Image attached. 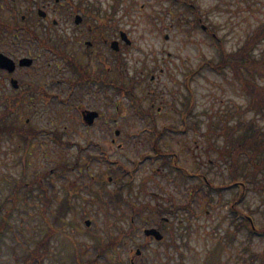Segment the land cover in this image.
<instances>
[{
  "label": "rangeland",
  "instance_id": "1",
  "mask_svg": "<svg viewBox=\"0 0 264 264\" xmlns=\"http://www.w3.org/2000/svg\"><path fill=\"white\" fill-rule=\"evenodd\" d=\"M102 1L103 8L109 6V0ZM144 1L147 4L141 8L140 4ZM188 5L196 8L190 9ZM124 8L126 11L118 17V23L119 28L129 34L131 44L124 49L122 60L107 62L104 59L102 67L98 69L99 75L103 71L105 78L116 85L104 86L103 93L97 95L87 89L67 95L62 81L64 73L56 72L55 77L59 79L56 91L60 96L46 98L39 94H28L29 107L26 110L30 113L27 116L31 124L42 131L34 139L30 153L27 152V181L50 170L56 192L64 196L70 185L81 183L80 170H85L83 179H90V175L94 179L96 174L99 178V174H102L111 188L113 176L117 173L108 164L115 165L113 160L117 159L135 174L132 190L128 192L129 189L124 188L122 194L126 199H135L143 211L152 210L153 207L158 209L160 204L169 205L172 201L186 203L191 186L201 180L197 173L205 172L204 177L211 178L215 185L229 181V170L219 159L216 150V145L220 144L216 143L218 136L211 127L215 124L216 131L225 122L217 112L224 113L230 109L235 112L240 110L239 107L244 110L249 104V97L232 80L233 72L228 67L217 71L208 65L200 66L204 59L219 60L211 34H218L229 52L235 50L247 34L264 20V0H188L184 5L179 0H135L134 3L126 0ZM194 11L202 15L201 24H194L197 17ZM204 26L214 31L209 33L211 30ZM12 39L5 37L0 41L1 52L9 55L17 50ZM262 48L264 41L257 52L260 53ZM193 69V76L189 78L192 92V102L189 104L192 109L184 117V102L188 97L185 82L188 80L187 73ZM28 71L23 76L30 75L34 68ZM128 84L132 86V91L126 89ZM130 93L134 95L128 97ZM82 106H96L101 112L100 120L87 126L80 116L79 108ZM243 110L234 113L231 122H237L240 116H252V111L243 114ZM261 122L264 123V119ZM153 125L159 130L168 126L163 134L160 133L156 145L155 134L151 135ZM47 129L54 132L49 133ZM116 129L119 130L118 135L114 134ZM56 131L62 141L71 144L59 142ZM113 137L116 138L114 143ZM89 139L95 140L108 152L100 159L91 161L86 169L82 166L88 163L87 153H102L100 147L98 150L93 143H87ZM5 147L8 145L5 144ZM158 147L161 151L170 150L175 154L177 164L188 173L177 171L168 164L163 166V154L155 150ZM23 154L22 150L11 152L10 157L5 159L0 150V200L8 193L1 176L7 172L21 174L25 169ZM58 162L70 165V169L61 176L54 171ZM122 179L126 178L123 176ZM94 186L98 188L96 190L102 188L101 182ZM49 189L52 190L51 183ZM232 190L223 189L222 193L212 190L211 197L199 191L192 205V214L180 211L176 216V213L165 211L169 224L168 230H162L165 235L163 242L149 239L144 243V225L156 226L158 220L153 211L145 212L143 216L135 218L133 232L129 230V234H124L120 245L112 249L114 252L110 250L108 254L106 251V255L97 258L96 264H109V258L117 260L119 264L129 262L137 247L142 251L136 257V264H179L182 259L184 264H234L244 245L250 244L252 249L262 250L264 233L255 231L249 240L250 233L244 227L234 240H229L228 248L223 253L211 254L220 235L232 226L230 212L234 207L228 201ZM24 191V188L20 190L21 210H15L11 218L15 228L22 224L16 229L14 241L25 239L33 244V239L41 237L47 231L48 224L54 223L56 231L44 264H76L70 263L69 256L77 248L81 249L79 255L85 260L94 259L96 251L90 245L94 241L92 233L107 237V231L118 234L119 225L129 228L132 210L124 200L118 209L111 203L107 206L87 202L84 197L87 198L89 193L82 189L78 195L71 196L77 206L75 214L74 211L70 212L60 224L52 221L57 200L43 214L38 189L34 190V197H28L27 206L24 205ZM146 202L152 205L141 206ZM238 207L244 212L251 210L257 225L264 223L262 193L248 192ZM122 212H125L124 218L120 217ZM84 213L87 215L85 218ZM87 218L91 219L89 226L85 224ZM14 241L9 238L8 247L0 251V264H17L16 258L20 252L15 249ZM141 244L147 247L143 248Z\"/></svg>",
  "mask_w": 264,
  "mask_h": 264
},
{
  "label": "trees",
  "instance_id": "2",
  "mask_svg": "<svg viewBox=\"0 0 264 264\" xmlns=\"http://www.w3.org/2000/svg\"><path fill=\"white\" fill-rule=\"evenodd\" d=\"M189 8H192L189 5ZM197 14V13H196ZM198 19L194 20V24H201L202 15L197 14ZM191 22V20H189ZM208 29L212 33L214 29L208 26ZM216 50L219 56V60L216 62L212 59H204L202 64L208 65L212 69L217 71H222L225 68H229L233 72L232 80L238 85V88L243 91L249 97V104L243 110H235L232 112L225 111L224 113L217 112L218 115L224 117L225 122H222L218 130L215 131V124L211 127L212 132H216V150L218 152L219 159L227 166L229 170V181L224 182L222 185H215L212 183L211 178H205L206 173H197L201 176V180L191 186L189 193V198L186 203H177L175 201L169 202V205L160 204L159 208L153 207L154 209H149L143 211L139 207V204L135 202L132 198L126 199L122 194V189H129L128 192L132 190V182L134 181V173L132 171L128 172L125 166L120 165L119 171H114L117 173L113 176V188H108L107 179L105 175L96 174L94 179L90 175V179H83L85 170H80L79 179L81 183L79 185H70L64 196H59L56 192L54 178L51 175L52 171L47 170L43 174L38 175L29 182L27 181L26 168H27V152L31 149V145L34 139L38 137V134L42 131L41 129H36L31 121L27 120L26 116V100L29 95L20 93L19 91H7L0 85V150L4 153L5 159L10 157L11 152H16L19 150L23 151L22 159L24 161L25 169L19 175H14L11 172L5 173L1 176L2 184L4 188H8V193L6 197L0 200V251L4 247H8L7 240L10 238L14 241L17 236V228L13 226V221L11 218L14 216V211L21 210L22 200L20 197V190L24 188L25 202L24 205L27 206L28 197H34V190L38 189L37 196L39 197L41 206V213H47V209L56 201V207L53 210V222H59L63 224L64 218L74 211L77 210V206L71 200L73 194H79V191L86 189L88 191V197H84L87 202H97L101 204H114L117 209L122 206V201L127 203L132 210L130 217L143 216L145 212H152V214L157 215L159 218L158 222L162 227H166L168 222L164 221L163 216L167 215V212L179 215V212L183 210L190 214L193 213V208L191 204L196 198V194L200 191L205 193L208 197H211L212 190L217 193H222L223 189H233L231 196L228 198L230 206L234 207L233 212H230V224L231 228L224 231L217 242L216 248L211 251V254L223 253L228 248L229 240H234L237 234L244 227H247L249 234V240L255 231L260 230L264 233V223L262 225H257L254 216H252V211L249 210L244 212L238 204L243 201L248 192H258L264 195V123L261 119H264V48L260 49V53L257 52L259 45L264 41V20L257 24L250 33L247 34L245 40L233 51H228L225 47L224 40L218 36V34H211ZM195 69L187 73V81L185 86L187 89V100L184 102L183 114L186 117L192 109L189 102H192V92L190 88L189 78L193 76ZM122 75V74H121ZM122 85V84H121ZM126 89L132 91V86L127 85ZM191 98V99H190ZM141 100V99H139ZM141 103V102H140ZM243 114H247L248 111H252V116H240L237 122H231V118L239 111ZM235 113V114H234ZM153 121V120H152ZM168 127L165 126L163 129L159 130L154 125L152 126L154 135V143L157 144L158 137L160 133L163 134L164 129ZM161 131V132H160ZM215 135V134H214ZM156 138V139H155ZM221 139V141H218ZM59 142L64 143L59 138ZM71 143V142H68ZM5 144L8 147H5ZM66 144V143H65ZM163 152L161 160L164 163L174 162L176 163L177 157L173 156L170 150H160ZM171 158V159H170ZM21 159V158H20ZM93 159L89 158L88 163L84 164L82 167L88 169L89 164ZM177 169L183 173H188L185 168L175 165ZM59 168V169H58ZM70 169V165L67 162H58L56 170L59 176L63 175L66 170ZM126 179H122V177ZM128 176V177H126ZM102 184L101 190H96L95 183ZM50 183L52 184V190L49 189ZM107 184V185H106ZM81 185V186H80ZM78 191V192H76ZM79 196L83 197V194ZM211 203V201H209ZM10 203V204H9ZM171 203V205H170ZM152 205L150 202L141 204V206ZM161 207V208H160ZM85 212L86 209L83 208ZM86 213L83 214L85 218ZM125 212L120 214V217L124 218ZM175 216V217H176ZM174 217V218H175ZM133 221V220H132ZM130 219L129 228L125 229L122 225H119L120 232L118 234H113L108 232L107 237L94 236V241L90 244L96 249L98 255H106V251L114 249L122 240L124 234H127L129 230L133 232L135 228L134 222ZM171 223H174V221ZM170 223V224H171ZM48 224L47 231L44 232L41 237L33 239L32 242L14 241V247L19 253V257L16 258L17 264H44V259L49 253L50 242L53 238L56 226L55 224ZM63 227V226H62ZM127 228V227H126ZM130 231V232H131ZM23 232V230H21ZM129 234V233H128ZM98 237V238H97ZM228 238V239H227ZM163 242V241H160ZM13 249L15 252L16 250ZM20 251H19V250ZM78 249V250H77ZM75 252H72L73 259H83L80 254L81 249L77 248ZM112 252H114L112 250ZM112 256V255H110ZM182 258V255H181ZM65 261V260H64ZM109 264H119L117 260L112 258L107 259ZM78 264H96V261L91 260H80ZM121 264H129V262H122ZM143 264H146L145 262ZM179 264H184L183 259ZM228 264V262L226 263ZM234 264H264V248L260 251L252 249L250 244L243 246L242 252L239 253Z\"/></svg>",
  "mask_w": 264,
  "mask_h": 264
},
{
  "label": "flooded vegetation",
  "instance_id": "3",
  "mask_svg": "<svg viewBox=\"0 0 264 264\" xmlns=\"http://www.w3.org/2000/svg\"><path fill=\"white\" fill-rule=\"evenodd\" d=\"M181 1V0H179ZM102 0H0V38L15 37L16 51L9 54L16 66L13 72L2 69L6 85L14 77L24 83V94L55 96V73H64L67 95L87 89L93 94L103 93L104 86L114 85L98 69L107 62L118 61L129 47V34L119 28L118 17L126 9V0H109L103 8ZM135 0H132L134 3ZM184 4L185 1H182ZM146 1L140 4L143 8ZM149 4V3H148ZM11 32V33H9ZM124 33V34H123ZM117 41V44L114 43ZM18 51V52H17ZM17 52V54H15ZM23 57L32 64L22 65ZM85 58V59H83ZM105 62V61H104ZM23 76V73H29ZM108 69H111L108 68ZM96 106L79 108L82 120ZM101 114L90 125L100 120ZM116 139L112 138V142Z\"/></svg>",
  "mask_w": 264,
  "mask_h": 264
},
{
  "label": "water",
  "instance_id": "4",
  "mask_svg": "<svg viewBox=\"0 0 264 264\" xmlns=\"http://www.w3.org/2000/svg\"><path fill=\"white\" fill-rule=\"evenodd\" d=\"M128 41L130 42V40H128ZM115 44H117V42H115ZM24 63H31V60L30 59H22L21 64H24ZM14 66H15V64H14L12 59H10L8 56H6L3 53H0V67L9 68L10 70H13ZM13 82H14L15 86H17L16 80H13ZM95 115H96L95 113H91L89 115V121L90 122L95 117ZM90 222H91L90 220H86L87 225H90ZM145 233L146 234H153L158 239L162 238V234L155 228L146 229Z\"/></svg>",
  "mask_w": 264,
  "mask_h": 264
}]
</instances>
